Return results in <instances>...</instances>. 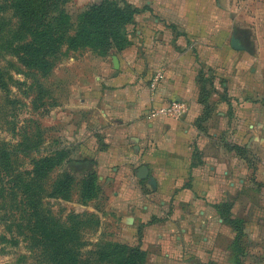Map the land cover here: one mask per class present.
Here are the masks:
<instances>
[{
	"label": "crops",
	"instance_id": "obj_1",
	"mask_svg": "<svg viewBox=\"0 0 264 264\" xmlns=\"http://www.w3.org/2000/svg\"><path fill=\"white\" fill-rule=\"evenodd\" d=\"M145 5L157 18H139L119 69L113 60L95 81H80L59 121L70 126L74 146L95 148L96 167H124L126 179L110 180L121 187L116 211H128L119 237L146 252L145 264H256L255 237L264 232L257 217L264 213V50L226 46L228 29L231 41L234 29L245 32V46L254 34L226 22L221 5ZM174 102L185 106L180 119L152 115Z\"/></svg>",
	"mask_w": 264,
	"mask_h": 264
},
{
	"label": "rangeland",
	"instance_id": "obj_2",
	"mask_svg": "<svg viewBox=\"0 0 264 264\" xmlns=\"http://www.w3.org/2000/svg\"><path fill=\"white\" fill-rule=\"evenodd\" d=\"M102 1L0 0V264H108L100 250L123 243L119 235L128 211H116L121 187L110 180L126 179L124 167H96L95 148L89 142L74 146L70 126L59 117L62 107L72 106L80 81H95L106 64L113 67L114 58L132 48L139 18L157 16L145 5L152 0H110L137 10L119 30L123 40L72 48L79 18ZM175 2L194 9L223 6L226 22L254 34L245 46L247 34L234 29L243 49L264 50V0ZM231 37L232 28L226 30L229 48ZM59 154L65 159L57 165ZM88 177L95 178L97 191L84 201ZM163 200L155 206L161 208ZM263 233L255 237L256 264H264ZM247 239L240 238L242 249Z\"/></svg>",
	"mask_w": 264,
	"mask_h": 264
},
{
	"label": "trees",
	"instance_id": "obj_3",
	"mask_svg": "<svg viewBox=\"0 0 264 264\" xmlns=\"http://www.w3.org/2000/svg\"><path fill=\"white\" fill-rule=\"evenodd\" d=\"M136 14L137 10L128 5L120 7L115 2L103 0L101 3L91 6L79 18L75 38L70 42V46L80 48L95 45L97 42L101 44L108 41L117 43L119 39L123 40L119 30L128 25ZM207 97L208 93L204 91V100ZM58 157L57 165H60L65 156L59 154ZM83 185L87 193H83L82 200H92L94 191H97L95 178H86ZM226 221L237 226L236 221L229 219ZM101 251H103L101 253L102 261L108 264H144L146 259L145 253L139 247H129L117 243L107 245Z\"/></svg>",
	"mask_w": 264,
	"mask_h": 264
},
{
	"label": "built area",
	"instance_id": "obj_4",
	"mask_svg": "<svg viewBox=\"0 0 264 264\" xmlns=\"http://www.w3.org/2000/svg\"><path fill=\"white\" fill-rule=\"evenodd\" d=\"M185 113V106L184 104H179V103H173L166 109H162L158 112H152V115L155 116L157 114H162L165 116H171L172 118L175 119H180Z\"/></svg>",
	"mask_w": 264,
	"mask_h": 264
},
{
	"label": "water",
	"instance_id": "obj_5",
	"mask_svg": "<svg viewBox=\"0 0 264 264\" xmlns=\"http://www.w3.org/2000/svg\"><path fill=\"white\" fill-rule=\"evenodd\" d=\"M232 47L234 49H242L243 47L241 46L240 42L236 38H232ZM114 64H115V69H119V62L118 59L115 57L114 58ZM148 176V168L147 167H142L140 170V177L141 178H146Z\"/></svg>",
	"mask_w": 264,
	"mask_h": 264
}]
</instances>
